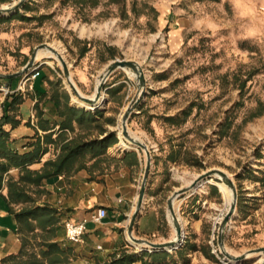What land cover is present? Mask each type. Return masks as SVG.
Returning a JSON list of instances; mask_svg holds the SVG:
<instances>
[{
    "label": "rangeland",
    "instance_id": "rangeland-1",
    "mask_svg": "<svg viewBox=\"0 0 264 264\" xmlns=\"http://www.w3.org/2000/svg\"><path fill=\"white\" fill-rule=\"evenodd\" d=\"M62 1L38 0L31 6L35 9L31 15L42 16L26 27H40L42 35L32 32L33 37L27 34L19 38L16 32L20 26H9L13 38L0 58V73L19 72L27 65L20 53L27 43L32 47L29 61L40 51H47L50 53L43 57H52L55 67L64 72L59 58L48 49L51 47L64 59L83 97L90 98L110 63L129 61L139 65L145 86L139 90L133 70L117 69L113 78L128 83L122 84L126 85L122 98L109 109L107 119L102 115L95 124L76 125L74 139H102L115 133L118 142L107 154L136 149L123 129L124 115L130 112L127 134L131 138L143 141L149 149L150 144L162 143L167 152L171 141L180 143L184 155L174 172L184 186L176 192L191 188L180 196L195 194L185 210L197 198L198 215L206 214L208 222L201 235H195L192 223L187 225L184 219L189 211L180 214L176 200V217L184 238L169 255L179 260L180 249L186 256L193 255L192 245L203 246L211 240L210 256L193 255L198 264H263L264 253L252 251L264 248V112L258 116L264 110L260 104L264 103V0H99V5L89 4L83 10L73 0L65 5ZM11 4L13 1L6 6ZM85 48L88 51L83 55ZM47 60L40 57L36 63ZM83 64L86 82L73 72L74 66ZM67 85L75 101H80ZM4 102L0 104V118ZM75 106L95 113L102 112L104 104L96 110L78 102ZM140 108L145 112L142 115ZM187 110L190 115L184 118L181 114ZM173 116L180 117V125L166 121ZM212 170L226 173L238 193L236 212L223 234L221 223L230 205L218 186L222 181L210 177L193 185ZM37 198L40 200L41 195ZM168 214L172 241L177 233L169 210ZM59 242L72 244L67 238Z\"/></svg>",
    "mask_w": 264,
    "mask_h": 264
},
{
    "label": "crops",
    "instance_id": "crops-1",
    "mask_svg": "<svg viewBox=\"0 0 264 264\" xmlns=\"http://www.w3.org/2000/svg\"><path fill=\"white\" fill-rule=\"evenodd\" d=\"M15 1L18 3L19 0ZM34 2H38V0H28L15 12L0 14V58L4 57L5 49L8 48L7 46L13 38L8 30L11 24L15 23L20 26V30L16 32V36L19 38L27 34H32L33 37L35 32H40V35L43 34L40 27H33L32 29L26 27L29 22L39 20L42 16V13H39L37 17L31 15L35 10L31 7L34 6ZM8 3H10V0H0V8L7 7ZM27 45L20 51L21 57L27 60L24 65L29 61L28 57H30L32 49L30 44L27 43ZM32 45H35L34 42ZM44 58L50 60L38 61L35 64L34 69L38 68L40 74L35 80L27 82L25 86L22 85L24 77L11 80L0 77V95L3 96L0 104L7 98L5 95L7 89L10 94L19 92L24 97L23 102L17 107L16 111L12 112L21 121L20 125L13 130L10 125L4 126L6 131L11 132L12 140H14L12 146L22 154L30 151L32 149L31 145L39 137L43 138L45 135L53 133V138L56 139L61 134L60 125L63 119L59 117L53 98L63 92L68 93L70 96L69 105L76 107L73 93L67 87L64 72L55 67L52 57L42 56V59ZM83 67L84 64L74 66L73 72L79 74L81 82H86L88 78ZM16 73L18 71L2 72L0 74L12 75ZM113 76L112 74L108 79H112V81L107 83L108 85L105 87V100L101 104H104L101 113L105 116V119L110 115L108 113L109 109L113 108L115 102H119V99L122 98L120 97L122 88L126 87L122 84H128L126 81L115 80ZM113 111L115 110L113 109ZM143 111V108H140L139 114H144ZM76 125L74 123V131L67 130L65 132V138H68L66 141L74 139ZM169 146L170 151L167 152V150H164L165 146L162 143L150 144L152 153L151 171L143 205L138 213L133 231L134 237L140 241L162 244L171 240L168 214L169 200L178 189L184 186L180 185V179L175 175L174 166L182 163L180 161H182L185 148H182L180 143L176 144L173 141L169 143ZM180 149H182L181 157L179 155ZM172 152H176L174 159L171 158ZM59 153L60 144H50L47 146V152L43 155L41 161L32 164L29 168L41 170L47 161L55 160ZM87 161V166L75 173L63 174L44 181L40 188L43 192L40 200H38L39 205H49L59 212L61 221L56 241L66 239L64 228L66 221L79 223L84 219H90L99 208L107 210V218L100 223L88 222L83 244H70L74 248L77 264H108L115 257L118 258L125 254H137L139 256L145 254L143 260L133 264H151L153 260L152 253L154 252L167 254L166 259L158 264H198L194 260V254L201 256V253H203L210 256L211 246L209 244L211 240L206 241L203 246L196 245L197 243L192 245L190 252L193 255L186 256L183 254V250L180 249L179 260L171 257L169 252L150 249L151 252L146 245L138 248L129 241L128 228L137 208L146 168L147 158L144 151L131 149L117 154L108 152L101 158L88 159ZM10 176L18 179L19 170H12ZM7 192L6 187L0 191V264L7 257L18 255L22 249V239L18 233L17 221L13 215L9 214L8 205L2 198L7 196ZM194 195L190 194L178 198L177 204L180 214L186 215V212L189 211L187 216L184 217L186 224L192 223L194 234L200 236L204 224L208 222L205 218L206 214L198 215L199 207L196 206L200 204V201L195 198L194 202L191 203L193 204L192 207L185 210L189 200ZM207 203V201L204 202L206 205ZM207 230L210 231L211 229ZM197 241L198 239L194 242Z\"/></svg>",
    "mask_w": 264,
    "mask_h": 264
},
{
    "label": "trees",
    "instance_id": "trees-1",
    "mask_svg": "<svg viewBox=\"0 0 264 264\" xmlns=\"http://www.w3.org/2000/svg\"><path fill=\"white\" fill-rule=\"evenodd\" d=\"M70 0H63L65 5ZM74 3L83 10L87 5H99V0H73ZM112 3H118V0H110ZM24 5V4H23ZM22 5V6H23ZM133 12H136L134 4ZM87 48L83 50L85 54ZM11 80V79H10ZM244 89L245 82L240 85ZM243 95V91L241 92ZM24 97L21 93L15 92L8 94L3 106V116L0 118V191L7 188V196L2 198L8 205L10 215H13L18 224V233L22 239V249L18 255L9 256L2 261V264H76V254L71 245H63L56 241L58 228L60 226V216L57 209L49 205H39L38 196L42 194L40 189L43 182L51 178L71 174L85 168L88 159L101 158L107 154V150L117 144L115 133L100 139L88 141H78L72 139L66 141L65 132L74 131V123L78 126L92 125L97 123V117L102 113L96 111L92 113L84 109H77L69 105L70 96L63 92L53 98L57 106L59 117L63 119L60 130L61 134L54 139L53 133L38 138L31 145L32 149L26 153H20L12 145L11 132L6 131L4 126L10 125L12 130L21 123L17 119L15 112L17 107L23 102ZM241 105V103H239ZM238 104V106H240ZM264 106V103H260ZM190 110L184 111L181 115L187 118ZM262 110L259 114H263ZM254 117L257 114L253 115ZM111 121V119H108ZM166 121L171 125H180V117H167ZM44 127V126H43ZM60 144V153L55 160L47 161L41 170H32L29 167L32 164L41 161L43 155L47 152V146L50 144ZM173 155V156H172ZM174 152L171 158L174 159ZM19 170V178L10 176L12 170ZM165 253H152L153 260L151 264L161 263L166 259ZM142 256L137 254H125L114 258L108 264H133L143 260Z\"/></svg>",
    "mask_w": 264,
    "mask_h": 264
},
{
    "label": "water",
    "instance_id": "water-1",
    "mask_svg": "<svg viewBox=\"0 0 264 264\" xmlns=\"http://www.w3.org/2000/svg\"><path fill=\"white\" fill-rule=\"evenodd\" d=\"M27 1L28 0H19L18 3L11 5L10 7L0 8V14H7V13L15 12ZM48 49L53 54H55L59 58V60L61 61L62 65L64 66V75H65L68 83L70 84L72 90L76 93L77 97L80 98L82 101L90 104L91 106H94L93 108H90L91 110L98 109V107L100 105L99 106H97V105L100 101H101V104L103 103V101L105 100L104 95H106L105 85H106L109 77L119 68H122V69L129 68L135 72V74L137 75L139 82H140V84L138 86L139 90H141L145 86L144 73H143V70L140 68L139 65H137L133 62H129V61H116V62L110 63L107 66L105 72L99 77V79H98L99 82L97 83V86L95 88L94 99L83 97L79 93L75 83L73 82V80L70 76L69 69H68L64 59L53 48L48 47ZM36 59H37V56L32 58L27 63V65L18 73L12 74V75H1L0 74V77L7 78V79L25 77L26 75L30 74L32 72V70L34 69L35 64H36ZM129 117H130V112H127L123 118L124 135L130 143H132L133 145L136 146V149H141L142 151L145 152L147 161H146V168H145V173H144V177H143V181H142L141 191H140V195L138 198L137 208H136L134 215L132 216V218L130 220V225L128 228V235H129L130 239H132L134 242H136L137 244H139L141 246L146 245L147 247H149L152 250L170 252L169 248L175 249L178 242L169 241V242L162 243V244H154V243H150L148 241H140V240L136 239L134 237V234H133L136 219H137L138 213H139V211L143 205V201L145 198L146 186H147L149 174L151 171V165H152V154H151V151L147 145H145L144 143H142L136 139L131 138L127 134V122L129 120ZM210 177H215L218 179L220 178V180H223L224 183H226L233 190V202L230 206V210L227 214V217L221 223V229H222V234H223V232L225 231V229L228 226L230 219L232 218V216L236 212V208H237V204H238V193H237V189H236L235 185L233 184V182L231 181V179L227 176L226 173H224L220 170H212V171H209V172L201 175L193 183V185L195 186V185L199 184V182H201L202 180L210 178ZM190 190H191V188L181 189L178 192H176L169 200V212H170L171 217L173 219V222H174V225L176 228L177 237L179 239L182 238V236H183V229H182V226L180 225V223L178 222L177 217H176L175 201L180 196H182L183 194H185L187 191H190ZM222 234H221L220 240H219L221 247L223 245V235ZM256 252H263L264 253V248L252 251V253H256ZM245 257L246 256H243V257H241V259H244ZM230 259L238 260V258H233V257H230Z\"/></svg>",
    "mask_w": 264,
    "mask_h": 264
},
{
    "label": "built area",
    "instance_id": "built-area-1",
    "mask_svg": "<svg viewBox=\"0 0 264 264\" xmlns=\"http://www.w3.org/2000/svg\"><path fill=\"white\" fill-rule=\"evenodd\" d=\"M10 1H13V4H11V5H14L16 3L15 0H10ZM39 74H40V72L38 71V68H35L30 74L26 75L23 78L22 85L25 86L27 82L35 80L39 76ZM65 79H66V77H65ZM66 81H67V79H66ZM8 94H10V91L7 89V90H5V95H8ZM107 216H108L107 210L104 208H99L95 211V213H93V215L90 217V219H84L83 221H81L79 223H75L73 221H66L64 223V228H65V234H66L67 240L74 245L83 244L84 243V235H85L86 230H87L88 222L92 221L95 223H100L101 221L106 219Z\"/></svg>",
    "mask_w": 264,
    "mask_h": 264
},
{
    "label": "bare ground",
    "instance_id": "bare-ground-1",
    "mask_svg": "<svg viewBox=\"0 0 264 264\" xmlns=\"http://www.w3.org/2000/svg\"><path fill=\"white\" fill-rule=\"evenodd\" d=\"M50 52H47V51H43V52H39L38 53V55H37V59L38 58H40V57H42L43 55H46V54H49ZM52 54V53H51ZM55 57V56H54ZM130 73V72H129ZM130 75L133 77L134 75L133 74H131L130 73ZM98 82H99V80H98ZM78 91H79V93L82 95V93L80 92V90L78 89ZM83 96V95H82ZM91 99H94V96L93 97H90ZM76 102H78L82 107H87V108H93L94 106H91L90 104H88V103H86V102H84V101H79V100H76ZM99 105H101V101L98 103V105L97 106H99ZM126 139V138H125ZM137 140V139H136ZM143 142V141H142ZM220 179V178H219ZM222 181V183H219L218 184V186H219V188L221 189V191H222V193L224 194V196H225V199H226V202H227V205H230L231 206V204H232V202H233V190L226 184V183H224V181L223 180H221ZM176 202V201H175ZM176 204V203H175ZM176 207V206H175ZM176 210V209H175ZM177 211V210H176ZM170 216V215H169ZM171 218V223H173V219H172V217H170ZM183 238H184V236H182V238H178L177 237V234H175V238L172 240V241H174V242H180V241H182L183 240ZM131 242L134 244V245H139V244H137L136 242H134L132 239H131ZM139 246H141V245H139ZM171 250V248H169V251ZM254 255V254H253Z\"/></svg>",
    "mask_w": 264,
    "mask_h": 264
}]
</instances>
